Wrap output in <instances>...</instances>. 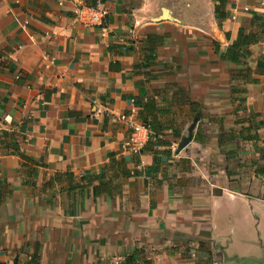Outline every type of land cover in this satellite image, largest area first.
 Segmentation results:
<instances>
[{
  "label": "crops",
  "instance_id": "1",
  "mask_svg": "<svg viewBox=\"0 0 264 264\" xmlns=\"http://www.w3.org/2000/svg\"><path fill=\"white\" fill-rule=\"evenodd\" d=\"M96 1L0 0V263L263 256L264 4Z\"/></svg>",
  "mask_w": 264,
  "mask_h": 264
},
{
  "label": "built area",
  "instance_id": "2",
  "mask_svg": "<svg viewBox=\"0 0 264 264\" xmlns=\"http://www.w3.org/2000/svg\"><path fill=\"white\" fill-rule=\"evenodd\" d=\"M264 4V0H260ZM247 9V7H245ZM106 14V10L99 0L92 5H85L74 10L72 20L75 23L93 26L100 25ZM120 118L131 130L129 137L125 140L124 146L138 150L143 146L144 137L149 133V127L142 122H138L126 114H121Z\"/></svg>",
  "mask_w": 264,
  "mask_h": 264
},
{
  "label": "water",
  "instance_id": "3",
  "mask_svg": "<svg viewBox=\"0 0 264 264\" xmlns=\"http://www.w3.org/2000/svg\"><path fill=\"white\" fill-rule=\"evenodd\" d=\"M188 140L185 139V142ZM228 264H264V255L261 257H225Z\"/></svg>",
  "mask_w": 264,
  "mask_h": 264
},
{
  "label": "trees",
  "instance_id": "4",
  "mask_svg": "<svg viewBox=\"0 0 264 264\" xmlns=\"http://www.w3.org/2000/svg\"><path fill=\"white\" fill-rule=\"evenodd\" d=\"M224 2H225V0H218L217 3L215 4V8H216V10H217V17H218V18H221V17L225 16V13H224V12L221 13V12H219V10H218V9H219V5H221V4L223 5ZM239 38H241V39H247V42H248V43L250 42V41H248V40H250V39L247 38V35H243L242 32H240V31H239ZM251 40L253 41V40H255V39H251ZM234 43L237 44L236 42H234ZM234 43H233V44H234ZM0 264H5V263H0Z\"/></svg>",
  "mask_w": 264,
  "mask_h": 264
}]
</instances>
